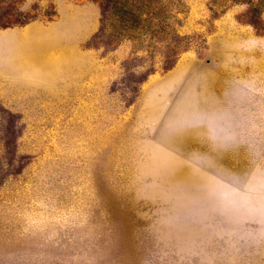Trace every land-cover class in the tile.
<instances>
[{"label": "rangeland", "instance_id": "obj_1", "mask_svg": "<svg viewBox=\"0 0 264 264\" xmlns=\"http://www.w3.org/2000/svg\"><path fill=\"white\" fill-rule=\"evenodd\" d=\"M213 1L114 46L94 0H0V264H264V30Z\"/></svg>", "mask_w": 264, "mask_h": 264}, {"label": "trees", "instance_id": "obj_2", "mask_svg": "<svg viewBox=\"0 0 264 264\" xmlns=\"http://www.w3.org/2000/svg\"><path fill=\"white\" fill-rule=\"evenodd\" d=\"M94 2L99 5L102 13L101 29L95 41L103 42L108 36L110 40L107 45L114 46L118 41L136 42L142 40V37L149 38L153 42L162 43L171 40L173 43H178L179 36L176 30L172 29L170 21L173 20L175 24L178 22L179 12L171 15V11L180 4L174 3L173 0H94ZM229 2L246 4L249 7L246 13L248 22L257 29L264 30V26L259 22V15L264 12V0H215L214 12L217 13L222 5ZM30 20L31 17L21 16L6 21V26H24ZM173 62L174 60L168 62L166 70L173 68L175 64Z\"/></svg>", "mask_w": 264, "mask_h": 264}]
</instances>
